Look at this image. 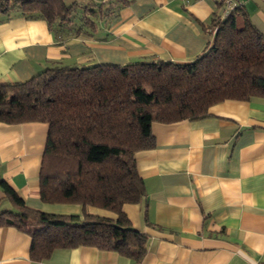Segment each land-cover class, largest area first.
<instances>
[{"label":"crops","instance_id":"crops-1","mask_svg":"<svg viewBox=\"0 0 264 264\" xmlns=\"http://www.w3.org/2000/svg\"><path fill=\"white\" fill-rule=\"evenodd\" d=\"M63 1L75 16L60 33L43 18L0 13V82H24L55 63H187L209 50L212 19L229 13L221 0ZM236 1L264 36V0ZM48 129L42 121H0V177L30 208L79 214L77 203L41 199ZM151 130L155 145L135 154L146 193L124 205L147 238L141 261L86 245L34 259L31 235L0 225V264H264V97L226 99L204 118L153 121ZM3 195L0 188V213L13 208Z\"/></svg>","mask_w":264,"mask_h":264},{"label":"trees","instance_id":"trees-1","mask_svg":"<svg viewBox=\"0 0 264 264\" xmlns=\"http://www.w3.org/2000/svg\"><path fill=\"white\" fill-rule=\"evenodd\" d=\"M74 9L63 0H0V13L43 18L58 33L73 26ZM211 27L217 30L209 50L187 63H55L24 82H0L1 122L49 125L41 199L81 206L79 214L30 208L0 177L3 197L13 206L0 213V225L30 234L34 259L86 245L142 260L147 238L132 226L124 205L146 193L135 154L155 145L152 122L204 118L226 99L264 97V36L242 4L213 18ZM89 206L116 217L90 213Z\"/></svg>","mask_w":264,"mask_h":264},{"label":"built area","instance_id":"built-area-1","mask_svg":"<svg viewBox=\"0 0 264 264\" xmlns=\"http://www.w3.org/2000/svg\"><path fill=\"white\" fill-rule=\"evenodd\" d=\"M102 2H104L105 0H101ZM223 3L225 4L226 8L230 11L231 9H233L235 6L240 5L239 2H237L236 0H223ZM214 32H216L217 28L213 29Z\"/></svg>","mask_w":264,"mask_h":264}]
</instances>
